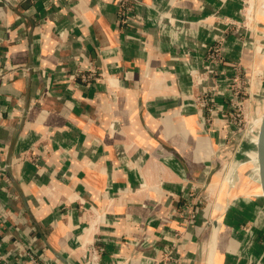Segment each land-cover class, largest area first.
I'll list each match as a JSON object with an SVG mask.
<instances>
[{
  "label": "crops",
  "instance_id": "1",
  "mask_svg": "<svg viewBox=\"0 0 264 264\" xmlns=\"http://www.w3.org/2000/svg\"><path fill=\"white\" fill-rule=\"evenodd\" d=\"M120 1L0 0L1 264H28L16 253L28 239L41 264H170L173 239L175 264H264L249 193L239 177L220 190L227 117L193 106L212 88L224 105V70L188 75L238 5L125 0L124 23ZM226 36L228 62L255 49L253 29ZM188 188L197 216L182 228Z\"/></svg>",
  "mask_w": 264,
  "mask_h": 264
},
{
  "label": "built area",
  "instance_id": "2",
  "mask_svg": "<svg viewBox=\"0 0 264 264\" xmlns=\"http://www.w3.org/2000/svg\"><path fill=\"white\" fill-rule=\"evenodd\" d=\"M228 3H236L238 8L234 12L233 17H225L220 24L218 29V35L211 41L207 48V54L200 70H192L188 73L192 83L196 81H206L208 76L212 77L215 75V71L223 69V75L217 77L218 83L224 88V93L222 97L224 98V105L218 106L214 101V95H218L217 89L212 88V95L204 93L193 99V106L195 109L202 110L207 117L208 121H211L212 116L215 113H221L226 115L227 124L232 134L238 132L239 120H237L239 114L240 99L242 95V90L240 87V81L242 79V67L241 58L235 62H228V58L224 52V45L228 46L226 34L233 35L238 41L243 40L244 31H247V24L256 20L257 15H264V0H223ZM127 3L125 0H121L119 4V15L122 17L120 22L126 23L127 18ZM119 16V17H120ZM230 30V33L227 31ZM236 40V41H237ZM228 44V45H227ZM76 76H80L83 80L90 78L92 73L86 76L81 73H76ZM211 89H209V92ZM196 200L197 196L194 189L188 188L185 192L183 200L180 205L178 213V222L182 228H185L188 224L193 223L196 220ZM3 220V219H2ZM0 217V235L5 232L4 221ZM180 233L174 234L172 237H180ZM174 239L171 241V248L165 249V259L170 264H175L177 260ZM102 249L93 247L90 251L91 261H95L101 255ZM17 256L19 260L24 261L28 264H41V254L33 249L31 245V240L28 239L25 247L17 250ZM15 253V254H16ZM12 254V253H11ZM13 255V254H12ZM2 254L0 253V264L4 261Z\"/></svg>",
  "mask_w": 264,
  "mask_h": 264
},
{
  "label": "rangeland",
  "instance_id": "3",
  "mask_svg": "<svg viewBox=\"0 0 264 264\" xmlns=\"http://www.w3.org/2000/svg\"><path fill=\"white\" fill-rule=\"evenodd\" d=\"M257 17L259 21H253L246 25L248 29H253V40L256 41L254 46L255 49H253V51H245L242 54V57L240 55L241 61H243V64H241L243 65V75L240 81V87L243 93L239 97L241 103L238 110L239 116L237 118V120H239V131L232 134L233 136L226 140L225 145H228V147L224 149L221 156L222 158H220L222 162L221 171L219 173L221 179L220 190L223 188L225 194H229L230 190L235 188L238 177L240 180L238 185L239 187L242 186L244 193L247 194L250 190L249 177L251 176V172L254 167L253 161L251 163L247 160L242 164V161H240V151L242 152L244 149L242 148V145H248V143L252 140V137L255 135L257 121L261 113V91L263 90L262 75L264 72V15ZM256 95L259 97L257 98ZM252 145L247 147L245 150L249 154L250 152H254ZM218 193L219 191H217L213 198H211V204L216 203ZM225 199L227 198H223L224 201ZM235 201L238 205L240 204L239 206L241 207V204L245 205L240 197L233 200V202ZM245 211L255 213L252 212L248 205ZM253 223H256L254 219L248 221L245 228H251L250 224Z\"/></svg>",
  "mask_w": 264,
  "mask_h": 264
},
{
  "label": "water",
  "instance_id": "4",
  "mask_svg": "<svg viewBox=\"0 0 264 264\" xmlns=\"http://www.w3.org/2000/svg\"><path fill=\"white\" fill-rule=\"evenodd\" d=\"M263 80H262V91H261V97H262V105H261V113L259 116V119L257 121V127L255 130V135L252 137V140L248 143V145H242V152L240 151V161L248 162L253 161L252 155L255 153L256 155V164L253 161V169L251 172V176L249 177L250 179V190L248 191V199L249 201L255 205L256 211L260 213V215L263 217L264 220V72H263ZM258 98L259 96L256 95ZM257 101V100H256ZM254 139L255 145H254ZM253 144V145H252ZM252 145L253 151L246 152V148L250 147ZM256 165H257V170H256ZM254 186L257 189V193L253 192Z\"/></svg>",
  "mask_w": 264,
  "mask_h": 264
},
{
  "label": "bare ground",
  "instance_id": "5",
  "mask_svg": "<svg viewBox=\"0 0 264 264\" xmlns=\"http://www.w3.org/2000/svg\"><path fill=\"white\" fill-rule=\"evenodd\" d=\"M255 141H256V139H254V144H255Z\"/></svg>",
  "mask_w": 264,
  "mask_h": 264
}]
</instances>
